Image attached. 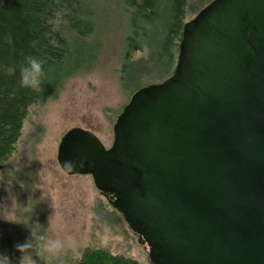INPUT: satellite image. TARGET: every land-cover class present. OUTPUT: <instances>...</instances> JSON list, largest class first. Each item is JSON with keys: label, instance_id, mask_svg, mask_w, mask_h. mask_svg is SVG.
<instances>
[{"label": "water", "instance_id": "obj_1", "mask_svg": "<svg viewBox=\"0 0 264 264\" xmlns=\"http://www.w3.org/2000/svg\"><path fill=\"white\" fill-rule=\"evenodd\" d=\"M177 49L172 75L132 94L109 148L72 128L57 164L91 177L149 264H264V0H212Z\"/></svg>", "mask_w": 264, "mask_h": 264}, {"label": "rangeland", "instance_id": "obj_2", "mask_svg": "<svg viewBox=\"0 0 264 264\" xmlns=\"http://www.w3.org/2000/svg\"><path fill=\"white\" fill-rule=\"evenodd\" d=\"M94 1L101 42L97 64L90 72L65 80L56 97L28 108L15 150L0 167V250L13 259L18 256L14 245L31 232L38 245L68 236L75 242L44 264H75L86 249L149 264L145 244L96 190L91 177L65 175L56 161L60 138L72 128L90 132L109 148L112 127L132 94L166 79L141 82L137 89V82L122 84L128 15L120 0ZM211 1L187 0L184 23Z\"/></svg>", "mask_w": 264, "mask_h": 264}, {"label": "trees", "instance_id": "obj_3", "mask_svg": "<svg viewBox=\"0 0 264 264\" xmlns=\"http://www.w3.org/2000/svg\"><path fill=\"white\" fill-rule=\"evenodd\" d=\"M120 1L129 19L122 84L137 82V89L168 78L176 66L187 0ZM94 4V0H0V167L15 150L28 108L56 97L65 80L88 73L97 64L101 42ZM28 55L44 62L39 93L19 82V68ZM11 65L17 71L10 75L6 69ZM75 264L138 262L86 249Z\"/></svg>", "mask_w": 264, "mask_h": 264}, {"label": "clouds", "instance_id": "obj_4", "mask_svg": "<svg viewBox=\"0 0 264 264\" xmlns=\"http://www.w3.org/2000/svg\"><path fill=\"white\" fill-rule=\"evenodd\" d=\"M43 61L35 56H25L24 62L19 68V82L21 87L28 88L34 92L42 91V77L44 76ZM6 71L8 74H14L17 69L15 65L9 66ZM86 163L85 157L79 159H68L61 164L65 172H72L77 167H83ZM89 163V162H88ZM6 220V219H4ZM8 222H16V220H6ZM75 245L71 236L64 239H47L42 245H38L32 233L22 242L14 245V250L18 256L13 257L7 250H0V264H41L47 259L58 258L66 249L73 248Z\"/></svg>", "mask_w": 264, "mask_h": 264}, {"label": "bare ground", "instance_id": "obj_5", "mask_svg": "<svg viewBox=\"0 0 264 264\" xmlns=\"http://www.w3.org/2000/svg\"><path fill=\"white\" fill-rule=\"evenodd\" d=\"M203 8H204V7H203ZM203 8H202V9H203ZM188 22H189V21H188ZM180 41H181V40H180ZM179 43H180V42H179ZM178 45H179V44H178ZM177 54H178V49H177ZM176 63H177V60H176Z\"/></svg>", "mask_w": 264, "mask_h": 264}]
</instances>
